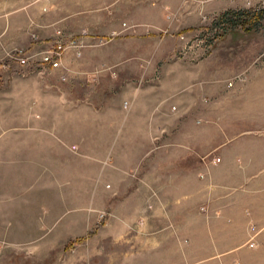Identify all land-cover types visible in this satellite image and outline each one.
<instances>
[{
    "label": "rangeland",
    "instance_id": "obj_1",
    "mask_svg": "<svg viewBox=\"0 0 264 264\" xmlns=\"http://www.w3.org/2000/svg\"><path fill=\"white\" fill-rule=\"evenodd\" d=\"M1 1L0 264H264V0Z\"/></svg>",
    "mask_w": 264,
    "mask_h": 264
},
{
    "label": "built area",
    "instance_id": "obj_2",
    "mask_svg": "<svg viewBox=\"0 0 264 264\" xmlns=\"http://www.w3.org/2000/svg\"><path fill=\"white\" fill-rule=\"evenodd\" d=\"M260 10V8H259ZM226 25L225 23H221L220 26ZM201 43L204 44L205 50H210L212 47V43L206 40V37H203ZM62 45L58 43V45L54 46L51 50H46L40 53V61L43 64H49L52 67L59 66V56L61 54ZM36 54H28L24 53L23 51H19L16 53L10 54V61H16L23 67L30 66L31 61L34 60ZM232 85V83L230 84Z\"/></svg>",
    "mask_w": 264,
    "mask_h": 264
},
{
    "label": "crops",
    "instance_id": "obj_3",
    "mask_svg": "<svg viewBox=\"0 0 264 264\" xmlns=\"http://www.w3.org/2000/svg\"><path fill=\"white\" fill-rule=\"evenodd\" d=\"M9 7H8V1H1L0 2V60L3 58V54H2V49L7 47L9 48L11 45L8 43V41L4 43H2V41L8 39L9 35L12 34L11 32V28H12V23L9 20ZM10 66V64H9ZM7 65H0V74H2V72L4 73L6 71L10 72L9 67ZM17 65H13L12 68H15Z\"/></svg>",
    "mask_w": 264,
    "mask_h": 264
},
{
    "label": "trees",
    "instance_id": "obj_4",
    "mask_svg": "<svg viewBox=\"0 0 264 264\" xmlns=\"http://www.w3.org/2000/svg\"><path fill=\"white\" fill-rule=\"evenodd\" d=\"M229 13L230 12H223L221 16L216 20L225 23L228 20ZM235 14L239 16V22H242L243 24L245 22H249L250 24L253 25L260 23L261 19L264 18V9H262L261 11L253 10L251 11V13L249 12L248 17H246V12H240Z\"/></svg>",
    "mask_w": 264,
    "mask_h": 264
}]
</instances>
